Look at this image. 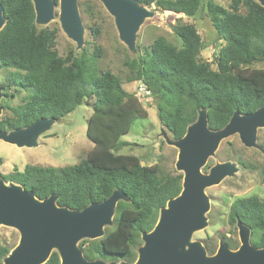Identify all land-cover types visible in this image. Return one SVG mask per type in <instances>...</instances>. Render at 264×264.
<instances>
[{
	"label": "trees",
	"instance_id": "16d2710c",
	"mask_svg": "<svg viewBox=\"0 0 264 264\" xmlns=\"http://www.w3.org/2000/svg\"><path fill=\"white\" fill-rule=\"evenodd\" d=\"M136 1L142 7L188 17L202 4V0ZM0 5L5 18L0 30V68L9 71L0 88L12 90L11 96L25 93L19 105L3 106L11 115L0 119V130L23 129L38 119L59 120L93 100L85 133L93 149L85 159L62 168L26 165L0 178L33 191L39 200L55 195L56 206L75 211L121 190L125 201L116 205L112 229L90 241L82 252L89 261L133 264L141 235L153 229L160 210L181 192L182 174L162 175L158 166L142 165L136 156L113 153L114 148L129 145L121 137L135 120L147 115L116 75L97 73L99 47L91 55L84 49L79 55L69 52L61 58L54 50L57 31L37 28L31 0H0ZM205 10L224 43L214 57L216 70L198 61L202 43L190 24L173 28L180 47L158 37L130 62L133 76L129 82H139L148 91L157 119L172 140L185 134L202 109L208 128L220 130L234 112L249 114L264 105V69L242 68L264 60V8L256 0H229L228 8L209 1ZM261 175L264 180V167ZM228 222L247 226L251 246L264 248V198L253 195L234 200ZM226 244L231 250L238 248L232 241ZM205 249L210 256L215 253L209 245ZM11 250L0 247V264ZM45 264H60L55 251Z\"/></svg>",
	"mask_w": 264,
	"mask_h": 264
},
{
	"label": "water",
	"instance_id": "95a60500",
	"mask_svg": "<svg viewBox=\"0 0 264 264\" xmlns=\"http://www.w3.org/2000/svg\"><path fill=\"white\" fill-rule=\"evenodd\" d=\"M114 17L119 38L134 50V37L144 19L152 13L136 0H99ZM264 8V0H256ZM35 22L47 24L58 5L61 28L75 43L82 47L83 28L77 0H31ZM4 11L0 5V30L4 26ZM0 88V99L2 98ZM2 107L0 106V114ZM53 118L38 119L23 129L6 132L0 130V140L17 147L35 145V138L50 126ZM264 127V105L252 113L234 112L229 122L220 130L208 128L206 110L198 112L195 122L189 125L178 140L166 141L178 149L175 168L183 172L181 192L169 200L159 212L158 220L150 232L141 235L142 245L137 250L133 264H264V248L250 244V229L237 222L239 247L231 250L220 241L213 255H208L200 242H191L193 232L205 226L204 214L209 209L204 192L207 187L218 185L225 177L235 175L237 169L229 162L219 163L203 173L209 156L219 143L237 134L247 148H256L258 129ZM55 195L39 200L33 191L0 178V225L16 229L18 244L4 258L2 264H45L55 251L60 264H126L105 263L85 259L77 242L96 240L104 235V228L112 224L116 205L125 201L121 190H115L100 203H92L81 211L56 206Z\"/></svg>",
	"mask_w": 264,
	"mask_h": 264
},
{
	"label": "rangeland",
	"instance_id": "374dc122",
	"mask_svg": "<svg viewBox=\"0 0 264 264\" xmlns=\"http://www.w3.org/2000/svg\"><path fill=\"white\" fill-rule=\"evenodd\" d=\"M209 1L223 8H228L229 5V0H202L197 13L191 17L164 12L154 6L146 8L152 16L144 19L138 27L133 51L119 38L114 17L107 12L99 0H77L83 28L81 48H77L76 43L61 28L58 5L54 9L53 18L47 24L37 23L38 29L48 28L57 31L54 50L61 58H65L69 52L79 55L84 49L91 55L94 47L100 48L101 54L96 63L97 73L109 71L116 75L125 91L136 97L147 115L146 119L135 120L129 132L121 137V141L129 145L114 148L113 153L136 156L141 160L142 165L158 166L162 175H183V172L175 168L178 149L166 143L172 141L170 134L159 123L155 103L141 91L142 85L139 82H129L133 76L130 62L158 37L180 47V40L173 33V28L190 24L196 29L202 43L198 61L208 63L212 70H216L214 57L224 43L217 38L207 18L205 3ZM95 30H98V34H95ZM242 68L264 69V60ZM8 72L0 68V83L4 82ZM11 92L12 90L7 92L2 90L0 119L11 115L8 109H3V106L15 107L21 103V98L25 95L20 93L11 96ZM92 103L93 100H87L63 118L52 121L48 128L38 134L32 147H17L0 140V158L3 161L0 175L11 173L13 168L22 171L26 165L62 168L78 164L85 159L93 149V143L85 134L87 120L92 113ZM255 144L256 148H247L235 134L223 139L214 153L208 157L205 166L201 169L203 173L207 174L211 167L225 162L233 164L237 172L231 177L222 179L218 185L204 190L209 203V209L204 214L205 226L192 233L191 242H200L204 249L205 245H209L215 252L220 241L225 243L232 241L239 247L237 226L228 222L229 208L238 198L253 195L264 198V180L261 175L264 167V127L257 130ZM111 226L112 224L106 226L104 232L110 231ZM19 238L20 234L16 229L0 225V247L13 249L18 244ZM90 241L93 240L82 239L77 242V246L81 245V249H85Z\"/></svg>",
	"mask_w": 264,
	"mask_h": 264
},
{
	"label": "built area",
	"instance_id": "2783aa9c",
	"mask_svg": "<svg viewBox=\"0 0 264 264\" xmlns=\"http://www.w3.org/2000/svg\"><path fill=\"white\" fill-rule=\"evenodd\" d=\"M141 91L145 92L146 95H148V91L144 88V86H141Z\"/></svg>",
	"mask_w": 264,
	"mask_h": 264
}]
</instances>
